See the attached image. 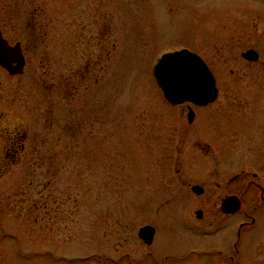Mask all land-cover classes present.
<instances>
[{
	"label": "rangeland",
	"instance_id": "1",
	"mask_svg": "<svg viewBox=\"0 0 264 264\" xmlns=\"http://www.w3.org/2000/svg\"><path fill=\"white\" fill-rule=\"evenodd\" d=\"M0 32L25 60L0 66V264H223L244 219H220L221 201L264 184V0H0ZM182 48L215 75L207 106L156 84Z\"/></svg>",
	"mask_w": 264,
	"mask_h": 264
},
{
	"label": "water",
	"instance_id": "2",
	"mask_svg": "<svg viewBox=\"0 0 264 264\" xmlns=\"http://www.w3.org/2000/svg\"><path fill=\"white\" fill-rule=\"evenodd\" d=\"M241 56L249 62L259 59L258 52L253 49L246 50ZM24 65L20 44L9 46L0 32V66L10 74H19L23 72ZM153 75L164 98L173 105L188 102L196 106H206L214 102L218 96L216 79L212 71L199 55L188 49L163 54L153 68ZM194 117L195 114L190 109L188 121L192 122ZM191 190L197 195L204 192L198 185L192 186ZM240 206L241 200L236 196H230L222 201L221 209L227 214H232L237 212ZM196 216L201 218L202 212L197 211ZM137 235L145 244L150 245L154 239L155 229L151 225H145L139 229Z\"/></svg>",
	"mask_w": 264,
	"mask_h": 264
},
{
	"label": "flooded vegetation",
	"instance_id": "3",
	"mask_svg": "<svg viewBox=\"0 0 264 264\" xmlns=\"http://www.w3.org/2000/svg\"><path fill=\"white\" fill-rule=\"evenodd\" d=\"M22 140V138L19 140L16 139L13 142L18 144ZM11 147L15 148L14 143L11 145ZM15 151L16 152H14V158L12 157V160L17 162L19 160L20 151L16 148ZM244 175L247 176V173L241 172V174L236 176L235 179ZM235 179H233V181H235ZM257 180V174H253L252 179L248 181L243 192L239 196L237 195L242 201L240 210L238 212L234 214H226L222 211L221 206H219L218 211L219 215H221L219 216L220 219H228L230 217L239 215L243 217L244 220L237 224L236 229H233V233L231 230L232 237L235 236V240H232V238L227 239L226 235H224V241L222 242L221 248L216 249V251L212 253V255L218 259L217 262L223 264H262L264 262V184L257 183ZM231 182L232 181H229V183ZM254 192L256 195L259 194V198L261 200L260 206L257 203V205L255 204L253 197L248 201L244 198L245 196H251ZM227 232L229 234V230ZM245 233H248L252 240V244L250 249L251 254H244L243 256L241 255L238 246H240V243L242 242V236H244ZM207 251L208 250H206V252ZM243 252H245V249H243ZM193 253L194 252L192 251V254ZM199 254H205V251L202 250L199 252ZM206 254L209 253L207 252ZM187 258L188 256L181 257L177 260V262H184L187 260Z\"/></svg>",
	"mask_w": 264,
	"mask_h": 264
}]
</instances>
